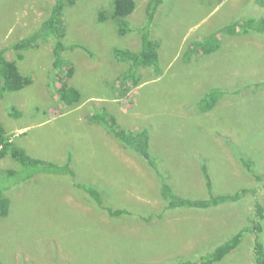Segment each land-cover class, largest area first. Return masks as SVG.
Returning a JSON list of instances; mask_svg holds the SVG:
<instances>
[{"label": "rangeland", "instance_id": "374dc122", "mask_svg": "<svg viewBox=\"0 0 264 264\" xmlns=\"http://www.w3.org/2000/svg\"><path fill=\"white\" fill-rule=\"evenodd\" d=\"M56 0H0V49L34 32ZM115 0H77L64 9L62 57L71 76L59 77L82 97L73 106L58 99L53 40L23 52L9 50L30 78L20 91L0 98V121L30 156L64 165L75 178L40 174L6 191L0 216L2 264H169L197 260L248 224L252 198L206 210L167 209L160 179L149 164L89 116L103 113L126 130L145 129L157 170L175 194L208 198L202 166L213 194L259 187L242 160L264 178V35L222 34L220 48L187 53L204 36L246 17L264 16L253 0H164L151 28L160 44L158 68L131 64L116 50H141V28L149 0H135L127 18L131 31L119 34L112 18ZM22 54V57L19 55ZM66 68H64V71ZM210 89L223 95L209 112L197 107ZM20 112L10 116L11 107ZM17 168L6 157L0 171ZM76 183L97 188L104 204L130 215L110 217ZM264 205V191L259 192ZM148 219V220H147ZM254 235L214 264H253ZM264 243V231L260 235Z\"/></svg>", "mask_w": 264, "mask_h": 264}, {"label": "trees", "instance_id": "16d2710c", "mask_svg": "<svg viewBox=\"0 0 264 264\" xmlns=\"http://www.w3.org/2000/svg\"><path fill=\"white\" fill-rule=\"evenodd\" d=\"M77 0H56L51 8L49 16L42 21L41 25L27 37H24L14 43L11 47L0 49V98L6 93L20 91L25 84L30 82V78L25 77L17 64V61L7 57L9 50L23 52L38 46L41 40H53V68L54 76L63 73V76H71L70 68L62 52L67 49L63 43L65 37L64 9L67 6L74 5ZM164 0H149L146 7V23L141 28V50L138 52L116 50L115 57L119 61H127L131 64L130 70L121 76L123 81L133 76L138 67L158 68L159 42L151 37V28L158 9ZM255 4L264 8V0H253ZM136 9L135 0H115L113 3L112 18L119 26V34L126 35L131 31L127 18L133 14ZM261 34L264 35V16L246 17L226 25L212 34L204 36L190 47L187 53V61H190L194 54L201 51L208 55L216 52L220 48V36L227 34L234 36L236 34ZM22 57V54L19 55ZM64 68L66 70L64 71ZM59 83V86L57 85ZM56 92L58 99L66 106H73L81 100V93L77 88L64 82L62 77L57 80ZM223 93L219 89H210L197 102V107L203 112L211 111L218 103ZM10 116L17 117L20 112L16 107L9 110ZM89 121L104 124L108 130L124 144L127 148L134 151L139 157L145 159L151 169L156 172L160 179L161 195L167 202V209L192 208L206 210L212 207L225 206L236 203L247 195L252 198L253 214L248 218V224L234 234L230 239L216 246L212 251L205 253L197 260H181L169 264H214L220 262L232 251L237 249L242 243L245 234L254 235L252 246L253 264H264V243L260 241V235L264 231V205L259 200V192L264 191V178L253 171V164L242 160L245 167L256 180L261 183L259 187L243 188L234 193L213 194L212 180L205 166H202L205 184L210 191L208 198H190L175 194L172 187L164 180V177L157 170L156 160L152 158L149 152L150 137L145 129L126 130L121 128L116 118L112 115H103V113L89 116ZM10 157L17 168H8L0 171V216H6L9 210L10 201L6 197V191L13 190L27 181L36 178L40 174H65L75 178V171L71 164V159L64 165L42 159L33 158L26 149L17 145L8 135L7 130L0 121V160ZM75 186L88 194L90 199L104 210L110 217L130 215L126 209H113L106 206L100 191L97 188L84 183H76ZM148 220V219H147ZM0 264L1 261H0Z\"/></svg>", "mask_w": 264, "mask_h": 264}]
</instances>
